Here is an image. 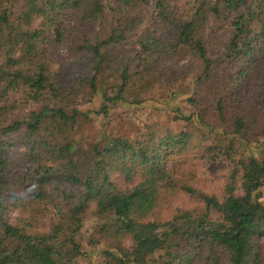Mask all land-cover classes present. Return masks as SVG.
Instances as JSON below:
<instances>
[{"label":"trees","instance_id":"trees-1","mask_svg":"<svg viewBox=\"0 0 264 264\" xmlns=\"http://www.w3.org/2000/svg\"><path fill=\"white\" fill-rule=\"evenodd\" d=\"M173 2L0 0V264H95L98 253L97 264H264V203L254 198L264 184V110L241 107L257 80L264 103L263 0ZM209 19L228 20L221 46L206 37ZM60 42L81 65L69 78L51 56ZM94 96L100 108H78ZM150 101L181 128L142 122L129 138L100 127L87 145L74 136L79 118ZM192 150L229 163L221 197L167 165ZM175 190L202 211L164 220L163 198ZM25 206L47 226L20 214ZM211 212L227 223H209ZM192 217L184 245L173 242V222Z\"/></svg>","mask_w":264,"mask_h":264},{"label":"rangeland","instance_id":"rangeland-1","mask_svg":"<svg viewBox=\"0 0 264 264\" xmlns=\"http://www.w3.org/2000/svg\"><path fill=\"white\" fill-rule=\"evenodd\" d=\"M178 2H173L175 8H177ZM148 6H153L155 0H142ZM263 9H264V0H263ZM205 34L209 43L219 44L220 46L227 42L229 39V25L228 20H208L205 28ZM135 44H126L123 49L125 51H131ZM51 56L54 60V66L57 71L63 77H71L73 73L77 71L78 68H81V65L75 61L72 48L69 44L60 42L55 45H51ZM212 53H216V49L213 48ZM187 59H184L179 62L181 66H185ZM173 62H167L161 65L162 68H172ZM262 86V81L257 80L255 83H252L247 90L244 91L242 95V108L247 109L251 105H257L258 108L264 110V103L258 102L257 94ZM187 90V87L184 88ZM101 100L98 96H94L91 101L81 103L78 105V108L82 111H91L100 108ZM179 106L182 109H186L184 101L179 102ZM155 102L145 103L144 106L133 107L130 105H125L121 103L111 104L110 111L107 116H100L97 118H79L78 123L74 129L75 138L87 145L91 143L99 133L100 127L105 130L106 133L110 132L113 134H118L121 136L134 138L141 131V123H153L157 122L163 127H169L171 130H179L181 128V121L173 120L171 118L172 112L164 107L158 108ZM264 132V131H263ZM24 146L20 144L18 150L23 152ZM169 168L175 172V176L189 184H192L195 187H198L201 190H204L208 193H214L218 197L222 196L223 186L225 184L227 174L230 168V165L227 161L223 160H211L205 157H202L198 154L196 150L185 152L183 154H175L170 157L167 161ZM119 182L120 180H116ZM126 190L131 188V185H124ZM254 198L257 202L264 203V184L261 188L255 193ZM203 204L194 196H191L189 193L175 190L171 192L167 197L163 198V203L161 206V217H164V220L170 219L171 215L180 210H192L194 213H199L202 211ZM20 214L31 217L28 211V207L25 206L20 210ZM13 216H17L18 212L13 211ZM38 217H31L38 224L39 227L47 226V219L45 215H37ZM209 223L212 225H221L227 223L219 214L211 212L207 218ZM195 227V218L192 217L188 220H180L173 222L171 225L172 229H178L181 232V236H173L172 241L184 245L183 237H188L191 233V230ZM88 232V231H87ZM101 254H95L93 261L97 264V261H101ZM77 264H87V262L79 261ZM193 264H199L194 262Z\"/></svg>","mask_w":264,"mask_h":264}]
</instances>
